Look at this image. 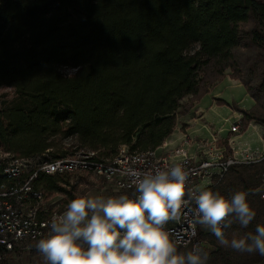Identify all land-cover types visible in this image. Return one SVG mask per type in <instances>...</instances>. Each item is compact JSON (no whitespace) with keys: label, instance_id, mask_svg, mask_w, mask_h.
<instances>
[{"label":"trees","instance_id":"16d2710c","mask_svg":"<svg viewBox=\"0 0 264 264\" xmlns=\"http://www.w3.org/2000/svg\"><path fill=\"white\" fill-rule=\"evenodd\" d=\"M228 73L254 101L234 103L241 128L264 127V0H0V88L14 94L0 105V149L37 162L157 149ZM262 172L264 160L234 164L209 188L249 193L256 217L229 239L264 225ZM73 178L40 172L33 184L65 205L78 197ZM199 236L215 245L207 264H264Z\"/></svg>","mask_w":264,"mask_h":264},{"label":"clouds","instance_id":"9594fccd","mask_svg":"<svg viewBox=\"0 0 264 264\" xmlns=\"http://www.w3.org/2000/svg\"><path fill=\"white\" fill-rule=\"evenodd\" d=\"M131 175L139 192L136 199L82 195L51 219L50 234L34 245L45 264H207V253L198 246L178 254L163 227L180 219L187 202L188 171L177 164L169 171L157 170L143 178L136 171ZM248 196L247 191H236L230 199L211 189L200 192L193 197L196 223L221 247L264 257V225L257 224L255 234L248 232L239 238L229 239L225 234L234 223L248 228L256 217Z\"/></svg>","mask_w":264,"mask_h":264},{"label":"built area","instance_id":"2783aa9c","mask_svg":"<svg viewBox=\"0 0 264 264\" xmlns=\"http://www.w3.org/2000/svg\"><path fill=\"white\" fill-rule=\"evenodd\" d=\"M225 122L231 123V132L242 129L240 117H229ZM201 129H205L209 136L194 135L186 129L181 142L173 147L169 140L157 149L145 151L130 152L121 147L114 157L105 161L92 160V154L78 153L37 162L33 157H22L0 149V264H13L9 258L15 246L36 242L50 234L51 219L63 213L56 206H48L44 190L34 186L40 172L89 171L104 178L117 190L128 192L125 195L130 199H136L139 192L135 177L131 175L133 171L143 178L145 174L169 171L179 164L189 173L185 188L187 202L182 206L180 219L170 220L163 227L176 245L190 251L194 246L203 252L208 251L209 242L199 236V230L210 232L196 223L197 205L193 197L219 183L231 165L263 161L264 152L233 137L228 138L226 145H220L219 138L209 126L203 124ZM261 180L264 182V172ZM261 196L264 199V192ZM225 234L227 236V229Z\"/></svg>","mask_w":264,"mask_h":264},{"label":"rangeland","instance_id":"374dc122","mask_svg":"<svg viewBox=\"0 0 264 264\" xmlns=\"http://www.w3.org/2000/svg\"><path fill=\"white\" fill-rule=\"evenodd\" d=\"M68 74H71L74 72V70H67ZM13 89L10 87H1L0 88V105L5 99H10L13 96ZM225 102L230 104V110L228 111L226 107L225 111L228 117H230V114L234 115V103L239 104V106L248 107L253 105V100L250 98V96L247 94L246 87L241 83V81L234 79L230 76V73L221 80L216 86L212 87L210 92L204 95L201 100H199L197 103L196 98H194V102L189 99V102H187V108L191 104L195 103V107L189 112L184 113L180 116V123L176 130L177 134L180 135L181 130H183V126L191 127L192 124L195 125L196 122L198 124V128L203 127L204 123H201L202 120H200L199 115L200 113L205 114L206 112H213V108L211 109V106L220 102ZM203 111V112H202ZM236 111V110H235ZM230 113V114H229ZM232 115V116H233ZM232 120H234L232 118ZM223 121V119H222ZM228 128L231 127V123H225ZM196 128V129H198ZM200 130V129H198ZM198 130H195L194 135L204 136L202 134H198ZM205 130V129H203ZM231 130V129H230ZM229 130V131H230ZM243 130V128L240 130V132ZM244 131V130H243ZM197 133V134H196ZM206 137V136H205ZM74 175L73 181L77 184L76 190L78 191V196H89V197H103V198H109V197H119L120 195H125L122 191L117 190L111 183L106 181L104 178L99 177L95 175L92 172L89 171H76L72 172ZM262 186L264 187V182H262ZM48 206H56L60 209V211L66 210L67 204L63 205V195L59 193H49L46 195V200ZM216 239L215 237H212ZM209 243V250L208 252L215 250V245L211 242L210 239H206ZM37 242V241H36ZM36 242L28 243L26 244L28 247H25L26 245H20L24 248L19 251V254H21V257L19 261L18 258L14 259V256L11 253L10 255V261L13 264H45V261L43 260V257L37 252L34 245ZM19 246V247H20ZM15 256L17 254H14ZM35 256V258H34Z\"/></svg>","mask_w":264,"mask_h":264},{"label":"crops","instance_id":"0c3cea01","mask_svg":"<svg viewBox=\"0 0 264 264\" xmlns=\"http://www.w3.org/2000/svg\"><path fill=\"white\" fill-rule=\"evenodd\" d=\"M225 101L226 100H224L223 102L214 104V106L212 105L211 106V109L213 108L212 113H210V112H206L205 114L200 113L199 118H200V120H202L201 123L206 124L207 126H209L213 130V134L219 138L218 143L220 145H226L228 138L233 137V138H235L241 142L249 143L252 147H257L261 151L264 152V127L260 124L252 122L247 126L246 129H243L244 131L243 130L241 132L229 131L230 128H228L227 125L225 124V123H229V122H225V119H227L229 117L226 114L224 107H226L227 110L229 111L230 110V104L228 105V103H227L228 101L227 102H225ZM249 107H251V106H248L247 108H249ZM232 115L233 114H230V117H234V116L240 117V118L242 117V114L235 111V110H234V115L233 116ZM222 119H223V121H222ZM198 127L199 126L196 122L195 125L192 124L191 127H186L185 130L189 129L190 131L195 132V130L200 129V130H198V134H202L204 136H209V133L206 130H203V129H201V127L200 128H198ZM196 128H198V129H196ZM185 130H181L180 135L177 134V132L175 131L173 133V135L168 139L170 141L171 147H173V146H175L181 142L182 134ZM21 247L22 246H20V247L18 246L15 248L14 251L11 252V253L17 254L16 256L14 254H12L14 256V259L21 257V254H19V251L22 250V248H24V247H22V248ZM11 253H10V255H11ZM34 258H35V256H34ZM19 260H20V258H18L17 261H19Z\"/></svg>","mask_w":264,"mask_h":264}]
</instances>
